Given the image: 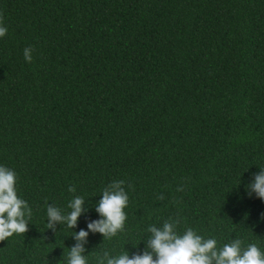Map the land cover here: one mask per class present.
<instances>
[{"label":"trees","instance_id":"16d2710c","mask_svg":"<svg viewBox=\"0 0 264 264\" xmlns=\"http://www.w3.org/2000/svg\"><path fill=\"white\" fill-rule=\"evenodd\" d=\"M0 15V166L32 210L0 264H67L115 180L124 229L89 232L87 264L142 254L169 218L264 253V201L245 190L264 167V0H0ZM74 195L77 227L47 229Z\"/></svg>","mask_w":264,"mask_h":264},{"label":"clouds","instance_id":"9594fccd","mask_svg":"<svg viewBox=\"0 0 264 264\" xmlns=\"http://www.w3.org/2000/svg\"><path fill=\"white\" fill-rule=\"evenodd\" d=\"M7 27L3 26V17L0 15V37L7 34ZM33 48L23 50L24 60L32 61ZM125 181L115 180L103 190L95 211L100 219L87 223V231L80 229L74 232L72 238L75 243L69 248L67 264H87L85 245L88 243L89 232L99 233L104 239H110L123 231L128 205V195L123 187ZM16 173L5 166H0V241H5L13 234H25L29 228L32 210L27 201L20 199L16 192ZM131 187V185H129ZM182 191V188H178ZM249 198L255 197L264 201V167L253 173V179L245 185ZM68 191L76 192L74 185ZM163 200L164 196H158ZM82 196L74 195L68 203L70 211L63 213L53 204L47 207V229L56 233L57 225H66L75 229L78 219L87 209ZM264 219V213L261 214ZM179 220L169 218L160 227L150 225L147 231L150 236L146 241V248L142 254H132L126 251L120 255L112 256L108 251L97 258V264H264V253L256 244L242 247L243 241L235 239L230 243L217 248L214 238L205 239L198 235L192 228H187L179 234L177 226Z\"/></svg>","mask_w":264,"mask_h":264}]
</instances>
